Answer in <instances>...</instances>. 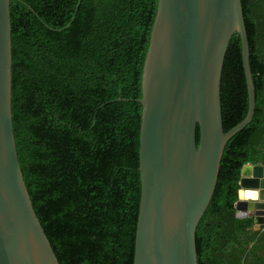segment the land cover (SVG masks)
Segmentation results:
<instances>
[{
  "label": "trees",
  "instance_id": "16d2710c",
  "mask_svg": "<svg viewBox=\"0 0 264 264\" xmlns=\"http://www.w3.org/2000/svg\"><path fill=\"white\" fill-rule=\"evenodd\" d=\"M256 109L227 144L197 229L199 264H264V225L237 218L241 172L264 169V0H242ZM158 0H12L21 169L60 264H134L143 73ZM224 130L249 111L242 41L225 59Z\"/></svg>",
  "mask_w": 264,
  "mask_h": 264
},
{
  "label": "water",
  "instance_id": "95a60500",
  "mask_svg": "<svg viewBox=\"0 0 264 264\" xmlns=\"http://www.w3.org/2000/svg\"><path fill=\"white\" fill-rule=\"evenodd\" d=\"M11 1L0 0V264H60L21 169L12 113ZM239 33L246 118L225 132L221 81ZM141 201L134 264H199L197 229L228 142L252 121L256 91L242 0H158L143 73ZM237 218L264 225V169L241 172ZM246 192L255 194L247 198Z\"/></svg>",
  "mask_w": 264,
  "mask_h": 264
},
{
  "label": "bare ground",
  "instance_id": "6f19581e",
  "mask_svg": "<svg viewBox=\"0 0 264 264\" xmlns=\"http://www.w3.org/2000/svg\"><path fill=\"white\" fill-rule=\"evenodd\" d=\"M246 196H247V198H255L256 197L255 194L252 192H246Z\"/></svg>",
  "mask_w": 264,
  "mask_h": 264
}]
</instances>
